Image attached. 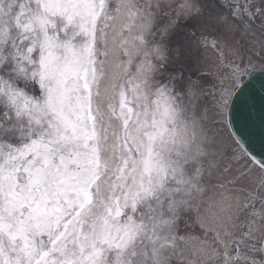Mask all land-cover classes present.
<instances>
[{"label":"snow or ice","instance_id":"obj_1","mask_svg":"<svg viewBox=\"0 0 264 264\" xmlns=\"http://www.w3.org/2000/svg\"><path fill=\"white\" fill-rule=\"evenodd\" d=\"M177 8L0 0V264H168L191 240L186 264H241V244L244 264H264V180L235 169L202 199L222 146L206 125L231 127L253 62L197 36L194 0ZM197 43L221 64L201 68Z\"/></svg>","mask_w":264,"mask_h":264},{"label":"rangeland","instance_id":"obj_2","mask_svg":"<svg viewBox=\"0 0 264 264\" xmlns=\"http://www.w3.org/2000/svg\"><path fill=\"white\" fill-rule=\"evenodd\" d=\"M180 2L181 0L178 1V3ZM194 2L199 4L203 13L198 20L194 19L192 21V26H195L197 30V36H207L209 39H218L217 47L223 49L225 59L231 57H236L237 59L243 57L245 61L251 59L253 62L252 67H250L249 71L245 73L243 80L247 77L249 72L264 69V34L253 30L245 22L239 21V18L234 15V12L239 14L241 13V9L238 7L229 8L227 5L228 3L224 1L221 2V4H218L219 0H194ZM164 3L175 9L178 5L177 3V5L172 7V4H168L167 0H164ZM245 5L246 14L254 15L255 21L264 25V13H258L256 11L257 8H264V0H246ZM224 29L230 30L227 35L225 34ZM195 49H198L202 56L208 57V60L200 65L201 68L214 69L218 64H221V58H219V54L213 47L197 43ZM221 82L225 87L231 83L228 77L217 76V85L220 86ZM213 102L214 101L209 98V108ZM206 128L213 129V133L220 138L222 146L216 151L210 152L208 157V160H212L215 166H209L207 168L208 171L205 174L207 183L204 185L205 194L202 198L203 200L210 202L211 200L216 199V194L222 191V189L217 187V184L228 179L235 169H247L249 179L253 182L264 180V172L260 170L249 156L241 159L239 155H234L231 151L235 146L234 142H236V140L231 134L229 128L217 132L214 126L210 123L206 125ZM229 164L231 165V168H229L228 171H225V166ZM229 231L230 230H228L226 238L221 237L222 240L231 242L233 239L237 238L234 235L229 234ZM193 242L194 247H197L196 243H198V241L193 240ZM186 246L189 247V244H186ZM212 247L214 248V246ZM240 249L241 264H244L242 257L244 256L246 249L243 244L240 245Z\"/></svg>","mask_w":264,"mask_h":264},{"label":"water","instance_id":"obj_3","mask_svg":"<svg viewBox=\"0 0 264 264\" xmlns=\"http://www.w3.org/2000/svg\"><path fill=\"white\" fill-rule=\"evenodd\" d=\"M244 95L235 101L231 130L255 160L264 159V70L253 71L244 82Z\"/></svg>","mask_w":264,"mask_h":264},{"label":"bare ground","instance_id":"obj_4","mask_svg":"<svg viewBox=\"0 0 264 264\" xmlns=\"http://www.w3.org/2000/svg\"><path fill=\"white\" fill-rule=\"evenodd\" d=\"M167 1H168V4L171 3L172 7H173V6L177 5L179 0H167ZM230 4H233L232 1H230ZM242 5L244 6V3H242ZM245 19L249 20V18L247 16H245ZM209 161L212 162V160H209ZM203 219H204V226L206 228L209 227L212 230L218 231L220 233L221 237H224V238L227 237L229 229H226L223 224H220V223H217L216 221H214L210 217L209 214H205ZM188 244H189V247H187L186 245H183V247L185 249L183 256L179 253V251H176L174 253H170L168 264H181L182 260L186 263L187 259H191L192 257L189 255V253L191 252L192 249L195 248L193 240L188 241L187 245ZM196 245L198 246V243H196ZM210 246H209V244H205L204 248L207 250L209 255H216V253L213 251V247L212 246L210 247ZM187 249H188V251H187Z\"/></svg>","mask_w":264,"mask_h":264}]
</instances>
